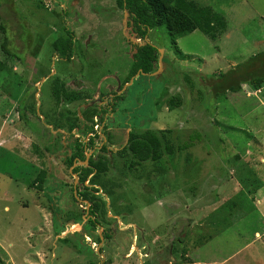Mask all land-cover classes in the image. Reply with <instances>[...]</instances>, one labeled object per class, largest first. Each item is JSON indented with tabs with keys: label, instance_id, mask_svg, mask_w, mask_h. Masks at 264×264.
I'll use <instances>...</instances> for the list:
<instances>
[{
	"label": "rangeland",
	"instance_id": "374dc122",
	"mask_svg": "<svg viewBox=\"0 0 264 264\" xmlns=\"http://www.w3.org/2000/svg\"><path fill=\"white\" fill-rule=\"evenodd\" d=\"M196 1L223 11L227 31L214 41L196 30L177 46L166 27L150 31L158 70L126 83L143 42L115 0H0V264H264V86L216 97L210 81L264 52V0ZM67 31L72 61L52 48ZM55 77L78 98L57 106ZM173 96L182 104L169 110ZM96 122L100 137L85 146L110 163L103 241L66 163L71 135ZM145 129L175 154L130 167L129 132Z\"/></svg>",
	"mask_w": 264,
	"mask_h": 264
},
{
	"label": "trees",
	"instance_id": "16d2710c",
	"mask_svg": "<svg viewBox=\"0 0 264 264\" xmlns=\"http://www.w3.org/2000/svg\"><path fill=\"white\" fill-rule=\"evenodd\" d=\"M118 7L127 10L130 15L129 25L131 26L132 37L136 39L133 45L135 52L133 53V65L130 70L131 77L136 74L150 75L156 73L159 66L160 52L157 47L153 46L147 41L149 32L161 26L166 27L168 33L173 39V43L177 46V38L184 37L193 33L196 30L201 31L209 36L212 40H218L228 29V20L223 11L214 8L211 5H204L196 0H115ZM67 35L59 36L52 44L54 52L59 58L72 61L75 54V40L73 34L67 31ZM6 43L3 44L5 49ZM177 52L181 57H184L179 50ZM180 73V72H179ZM181 73L185 76L188 85L194 88V80L191 78V72ZM198 74L197 71L192 72ZM210 78L212 84V91L216 97L226 93L227 91L237 92L242 89L243 84H249L255 90H260L264 86V52L258 53L250 57L245 63L239 64L226 72L213 74ZM204 77V76H203ZM209 78V77H208ZM52 97L55 104L59 106L63 101H73L78 98L77 94L71 90L65 82L59 77L53 79L51 88ZM216 91V92H215ZM123 95L115 96L112 100L117 102ZM182 99L180 96H173L168 100L169 110H174L180 107ZM117 105V103H116ZM113 111L115 110V106ZM105 110H107L105 108ZM102 113V111H101ZM101 116V120H102ZM78 120L77 117H75ZM92 124H84L82 127V137H77L75 134L71 135L73 138L71 149V156L66 160L69 167H72L75 160H86V147L84 138L93 131ZM81 129L78 126L72 125L68 127V131ZM96 137H100L97 135ZM62 149H67V144L61 141L57 143ZM56 144V145H57ZM95 138H89L88 146H94ZM190 144H185L179 149H187ZM63 149V150H64ZM107 150L103 146L102 152ZM124 152L131 154L132 161L130 167L141 165L144 162H160L164 155L173 156L175 153V146L163 134H159L152 129H145L141 131H130L128 136V144L123 149ZM110 169V163L106 156L101 154L97 159L90 157L88 166H78L73 172L78 174L80 186H78V196H73L74 201L77 197L88 201L89 206V225L93 228L105 227L106 218L108 215L107 202L104 197L99 195L100 189L107 188L108 182L101 181V178L106 177ZM39 177V188L46 182L47 171L41 172ZM89 181L92 184L85 185ZM97 184L99 187H97ZM103 187V188H102ZM87 207V204H83ZM106 228V227H105ZM103 236L110 239L111 235L108 229H104ZM1 261V259H0Z\"/></svg>",
	"mask_w": 264,
	"mask_h": 264
},
{
	"label": "flooded vegetation",
	"instance_id": "af4514ba",
	"mask_svg": "<svg viewBox=\"0 0 264 264\" xmlns=\"http://www.w3.org/2000/svg\"><path fill=\"white\" fill-rule=\"evenodd\" d=\"M137 75V74H136ZM95 121H97V120H95ZM98 128H99V124L96 122L95 124H94V126H93V131L89 134V138H95L97 135H99L100 136V133H99V131H98ZM102 130V129H101ZM100 130V131H101ZM89 138H87V137H85L84 138V143H85V145H87L88 144V141H89ZM85 139H88L87 140V143L85 142ZM86 147V146H85ZM94 147H95V144H94ZM87 148V147H86ZM92 157H93V155H92ZM86 158H87V155H86ZM75 162H78V164H80V166H87V165H82L81 164V162H84V161H79V160H75ZM74 162V163H75ZM88 162H89V160H88ZM77 164V166L76 167H78L79 165ZM74 165V164H73ZM75 167V168H76ZM74 168V169H75ZM73 169V170H74ZM73 170H72V172L71 173H74L73 172ZM76 174V173H75ZM78 175V174H77ZM78 178H79V176H78ZM75 185V184H74ZM85 185H89V181H86L85 182ZM79 186H80V182H79ZM77 188H78V183H77V186L75 187L74 186V195L75 196H78V191H77ZM100 190H102V189H100ZM100 195V194H99ZM101 196V195H100ZM77 200L78 201H83V203L84 204H87V207H86V209H87V213H88V218L90 219V216H89V206H90V203L88 204L85 200H83V199H81V198H79V197H77ZM101 228V227H100ZM100 238H101V241H103L104 240V237L103 236H100ZM103 238V239H102ZM106 239V238H105Z\"/></svg>",
	"mask_w": 264,
	"mask_h": 264
},
{
	"label": "water",
	"instance_id": "95a60500",
	"mask_svg": "<svg viewBox=\"0 0 264 264\" xmlns=\"http://www.w3.org/2000/svg\"><path fill=\"white\" fill-rule=\"evenodd\" d=\"M126 14H127V10H125ZM161 56V55H160ZM163 56L162 57H159V62H161ZM91 156V153H87V158L84 162H81L82 165H87L88 166V160H89V157ZM78 162H75L74 165L71 167L70 171L72 172V170L77 166ZM74 175V178H75V187L77 186V183L79 181V178H78V175L75 174V173H72ZM87 202V201H86ZM88 203V202H87ZM89 204V203H88ZM103 239V238H102Z\"/></svg>",
	"mask_w": 264,
	"mask_h": 264
},
{
	"label": "crops",
	"instance_id": "0c3cea01",
	"mask_svg": "<svg viewBox=\"0 0 264 264\" xmlns=\"http://www.w3.org/2000/svg\"><path fill=\"white\" fill-rule=\"evenodd\" d=\"M260 91V90H259ZM247 153H248V151H247ZM246 153V154H247ZM250 156L252 155V154H249ZM237 157V156H236ZM261 160H262V162L261 163H264V157L262 156V158H261ZM262 189H264V186L262 187ZM261 204H263L264 203V197L262 198L261 197V200L259 201ZM194 264H216V261H214V260H212V261H210V263H206V262H196V263H194Z\"/></svg>",
	"mask_w": 264,
	"mask_h": 264
},
{
	"label": "clouds",
	"instance_id": "9594fccd",
	"mask_svg": "<svg viewBox=\"0 0 264 264\" xmlns=\"http://www.w3.org/2000/svg\"><path fill=\"white\" fill-rule=\"evenodd\" d=\"M87 155V154H86ZM90 159V158H89Z\"/></svg>",
	"mask_w": 264,
	"mask_h": 264
}]
</instances>
